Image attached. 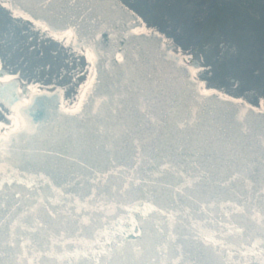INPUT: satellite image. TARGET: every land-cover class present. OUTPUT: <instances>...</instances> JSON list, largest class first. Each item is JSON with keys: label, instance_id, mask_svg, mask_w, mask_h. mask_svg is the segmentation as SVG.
<instances>
[{"label": "water", "instance_id": "1", "mask_svg": "<svg viewBox=\"0 0 264 264\" xmlns=\"http://www.w3.org/2000/svg\"><path fill=\"white\" fill-rule=\"evenodd\" d=\"M0 1L92 65L72 108L0 94L27 125L0 158L2 264H264V103L204 89L119 0Z\"/></svg>", "mask_w": 264, "mask_h": 264}, {"label": "flooded vegetation", "instance_id": "2", "mask_svg": "<svg viewBox=\"0 0 264 264\" xmlns=\"http://www.w3.org/2000/svg\"><path fill=\"white\" fill-rule=\"evenodd\" d=\"M119 1L137 15L140 22L138 29H156L162 34L163 39H169L175 45V49L185 52L183 56L185 61L198 62L197 66L193 67V74L200 79L202 87H206L204 89L220 90L223 94L244 99L253 105L264 103V38L257 43H254L255 41L252 43L251 33L244 30V26L219 25L206 7L196 8L198 3L196 0ZM199 2L203 3V0ZM5 5H7L6 2L0 1V94L14 98V102L24 104L28 101L30 92L40 91L42 88L52 90L58 87L61 93V105L72 108L84 90L81 85L90 79L92 65L89 50L71 46L70 31L50 32L43 24L32 21L20 12L10 11ZM159 5L163 8L161 9ZM155 12L158 13V19H154ZM149 13L152 14L151 17L148 16ZM208 14L211 17L207 16ZM33 26L42 28V33L38 37H41L43 41L46 40L43 44L44 51H55L65 57L71 65L74 63L77 68H82L83 75L70 99L65 96L66 86L57 71L52 72L49 66H46L45 70H40L35 65L42 54L41 46L35 40L36 34L25 32V29L29 30L27 28ZM142 26L144 28H141ZM47 37L51 40L48 41ZM224 40L226 43L223 42ZM11 43L13 46H19V49L26 47L21 57L15 61H12L7 54ZM32 48L36 49L31 54L29 52ZM221 51L223 56L218 62L217 55ZM207 56H210L211 62H217L214 72L215 84L208 83L205 75L207 69H204V64L202 65L203 62L210 67ZM46 58L45 56L43 59L46 60ZM25 59L29 61L25 62ZM53 59L55 62L59 60L57 55ZM237 72L241 76H246L242 83H239L234 75ZM247 75L261 82L259 93H252L250 84L245 82ZM226 76H228L227 81L224 80ZM0 124L4 125L0 130L17 124V115L1 102Z\"/></svg>", "mask_w": 264, "mask_h": 264}, {"label": "rangeland", "instance_id": "3", "mask_svg": "<svg viewBox=\"0 0 264 264\" xmlns=\"http://www.w3.org/2000/svg\"><path fill=\"white\" fill-rule=\"evenodd\" d=\"M126 1L128 2L130 0H126ZM196 1H198V3L196 4V8L205 7L204 3H200L199 0H196ZM159 7L161 9L163 8L161 5H159ZM250 11L251 10L249 9L248 12H250ZM151 15L152 14H150V13L148 14L149 17H151ZM207 16L211 17L209 14ZM154 19H158V13H156V12H155ZM27 29L32 30V31H29V30L25 29V32H28V33L31 32V33L37 35V37H35V40L38 41L39 46H41L42 54L39 56V59L37 60V64H35V65H37V68H39L40 70H42V69L45 70L46 69L45 67L49 66V68L51 69L52 72L57 71L60 74V76H61V78H60L61 81H63L64 85L66 86V88H65V96L70 99V97L73 94V92H75V89H76L78 81L81 79V77L83 75V70H81L82 68H79V67L77 68L76 64H74V63H72V65H71L68 62V60H66L65 57L60 56L55 51H51V52L44 51L43 44H44V41L46 42V40L43 41V39L41 37L40 38L38 37V35L40 33H42L41 32L42 31L41 27L33 26L32 28H27ZM47 39H48V41L51 40V38H49V37H47ZM25 48L26 47H23V49H19V46H13L12 43H11L8 46L7 54H8V56H10L12 61H15V60H18L19 57H21L22 52L26 50ZM35 49L36 48H32V50L29 53L32 54ZM256 53L257 52L255 51V56H256ZM56 55L59 58L58 62H55L54 59H53V57L56 56ZM45 56L47 57L46 60L43 59V58H45ZM204 56H206V55H204ZM222 56H223V52L221 51L217 55L218 62L221 61ZM26 61H29V60L25 59V62ZM208 62H209L208 64L210 65V67L207 66V64L205 65V63L202 62V65L204 64L203 65L204 69H207V72L205 73V75L207 77L208 83L215 84L216 83V81H215L216 77L214 76V72L216 70V66L215 65H217L216 64L217 62H211L210 61V56L208 57ZM51 63H52V66H50ZM234 75L236 76L237 80H239V83H242L243 79H246L245 78L246 76L245 77L241 76V75H239L238 72L236 74H234ZM249 75H247V80H245V82L250 84L252 93L253 92L255 94L259 93V89L261 87V82L257 78H253V77H251ZM228 76L225 77V79H224L225 81H227ZM53 78H54V76H53ZM47 80L49 81V79H47ZM214 81H215V83H214ZM255 105L259 106V105H261V103H256ZM0 125H2V124H0Z\"/></svg>", "mask_w": 264, "mask_h": 264}, {"label": "trees", "instance_id": "4", "mask_svg": "<svg viewBox=\"0 0 264 264\" xmlns=\"http://www.w3.org/2000/svg\"><path fill=\"white\" fill-rule=\"evenodd\" d=\"M203 3L219 25L244 26L254 43L264 38V0H203Z\"/></svg>", "mask_w": 264, "mask_h": 264}, {"label": "snow or ice", "instance_id": "5", "mask_svg": "<svg viewBox=\"0 0 264 264\" xmlns=\"http://www.w3.org/2000/svg\"><path fill=\"white\" fill-rule=\"evenodd\" d=\"M7 6V5H5ZM91 87V83L89 82H86L85 84L81 85V88L82 89H87ZM77 111H79L77 109ZM75 114V113H73ZM11 119V117H10ZM14 124L16 123L15 121L13 122ZM4 125H0V128H3ZM24 131H27V125H25L23 128L19 127V126H15V127H12L11 131L10 132H6L4 133L3 135H0V158H2V155L5 153L6 151V148H9L14 137L16 135H19L21 132H24ZM240 213H241V216L244 217L247 215V209H240L239 210ZM147 215V213H145ZM254 219V218H253ZM260 222L262 225H264V209H262L261 213H260ZM245 229L243 227H241L240 231L243 232ZM13 231H15V228L13 229ZM205 240L207 241V238H205ZM208 244H212V241H207ZM212 246H215V245H212ZM16 245L13 243V244H10L9 245V248H15ZM22 247V245H21ZM109 251H111V249H109ZM0 264H2V262H0ZM29 264H31V262H29Z\"/></svg>", "mask_w": 264, "mask_h": 264}]
</instances>
